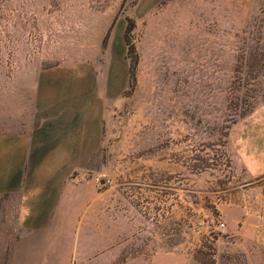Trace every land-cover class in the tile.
<instances>
[{"label": "rangeland", "instance_id": "374dc122", "mask_svg": "<svg viewBox=\"0 0 264 264\" xmlns=\"http://www.w3.org/2000/svg\"><path fill=\"white\" fill-rule=\"evenodd\" d=\"M4 131L53 208L26 264H264V0H0Z\"/></svg>", "mask_w": 264, "mask_h": 264}, {"label": "crops", "instance_id": "0c3cea01", "mask_svg": "<svg viewBox=\"0 0 264 264\" xmlns=\"http://www.w3.org/2000/svg\"><path fill=\"white\" fill-rule=\"evenodd\" d=\"M31 147L29 134L0 132V261L6 264H26L31 239L45 230L47 213L53 209L41 204L38 190L32 192Z\"/></svg>", "mask_w": 264, "mask_h": 264}, {"label": "trees", "instance_id": "16d2710c", "mask_svg": "<svg viewBox=\"0 0 264 264\" xmlns=\"http://www.w3.org/2000/svg\"><path fill=\"white\" fill-rule=\"evenodd\" d=\"M134 28V24L132 22H129L128 27L126 28L125 34H124V39L126 44L129 47V54L132 55L130 58V69H129V74H130V79L132 81H134V71H135V64H136V59L134 58V54H135V50L133 45L131 44L130 41V34L132 32ZM247 99H249V96L246 97ZM254 99V98H251ZM253 109V106L250 102L248 101H244L243 106H240L238 104H234V106L231 107L230 112H232V114H230L231 116V120L230 122L232 123L234 121V118H242L246 115V113L250 112Z\"/></svg>", "mask_w": 264, "mask_h": 264}]
</instances>
